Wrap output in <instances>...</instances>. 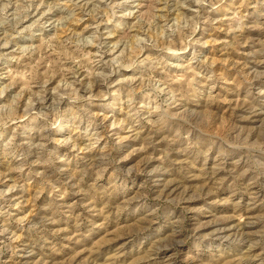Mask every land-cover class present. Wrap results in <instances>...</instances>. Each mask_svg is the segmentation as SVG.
I'll return each mask as SVG.
<instances>
[{"label":"rangeland","instance_id":"obj_1","mask_svg":"<svg viewBox=\"0 0 264 264\" xmlns=\"http://www.w3.org/2000/svg\"><path fill=\"white\" fill-rule=\"evenodd\" d=\"M0 264H264V0H0Z\"/></svg>","mask_w":264,"mask_h":264}]
</instances>
